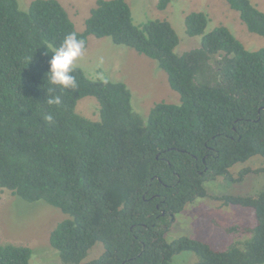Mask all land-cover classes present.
Listing matches in <instances>:
<instances>
[{
    "label": "trees",
    "instance_id": "obj_1",
    "mask_svg": "<svg viewBox=\"0 0 264 264\" xmlns=\"http://www.w3.org/2000/svg\"><path fill=\"white\" fill-rule=\"evenodd\" d=\"M254 34L264 37V12L251 0H226ZM170 0H160L166 10ZM206 13L185 18L187 34L201 46L183 55L167 20L134 23L126 0H97L79 32L58 0H0V190L34 203L45 201L67 215L50 236L63 264H173L192 252L194 264H264V192L257 197H211L210 181L241 183L254 157L264 158V48L252 52L225 26L211 31ZM75 33L110 38L158 62L180 104H156L147 122L132 105L124 82L92 80L75 68L76 87L47 80L52 50ZM59 97L61 103L48 104ZM94 97L100 120L77 113L80 100ZM51 115L52 121L45 119ZM254 211L253 234L243 248L227 250L167 233L176 217L198 200ZM101 243L103 254L84 262ZM32 250L0 243V264H30Z\"/></svg>",
    "mask_w": 264,
    "mask_h": 264
},
{
    "label": "rangeland",
    "instance_id": "obj_2",
    "mask_svg": "<svg viewBox=\"0 0 264 264\" xmlns=\"http://www.w3.org/2000/svg\"><path fill=\"white\" fill-rule=\"evenodd\" d=\"M33 0H18L22 11H28ZM66 8L79 32L84 31L85 21L97 0H58ZM131 7L134 23L142 25L151 20L169 21L180 38L176 49L183 55L201 46V37H190L186 31L185 18L192 12L206 13L211 22L207 31L227 27L252 52L264 48V37L251 33L241 21L240 14L231 9L226 0H170L166 10H159L160 0H126ZM264 12V0H251ZM75 68L82 69L92 80L124 82L132 92L135 112L146 123L151 109L158 103L180 104L181 95L169 84L167 73L157 61L141 55L133 49L118 46L110 38L89 37L88 47L76 61ZM77 113L92 121L100 120V105L96 98L85 97L79 101ZM251 173L241 183L219 178L207 183L211 197L225 195L257 197L264 192V158L254 157L232 168L234 178L244 168ZM67 215L45 201L27 202L9 191L0 193V243L25 246L32 250L30 264H63L58 251L50 243V236ZM255 213L250 208L224 206L220 201L205 199L188 205L176 217L175 224L167 233L169 242L182 236L210 244L214 249L227 250L232 245L241 248L253 234L228 233L230 227L254 228ZM104 246L97 243L84 261L99 258ZM198 258L192 252L177 255L173 264H194Z\"/></svg>",
    "mask_w": 264,
    "mask_h": 264
},
{
    "label": "clouds",
    "instance_id": "obj_3",
    "mask_svg": "<svg viewBox=\"0 0 264 264\" xmlns=\"http://www.w3.org/2000/svg\"><path fill=\"white\" fill-rule=\"evenodd\" d=\"M84 48V41L77 39L75 33H70L65 36L59 47L52 50L46 73L50 85L63 89L76 87V77L73 72L76 61L83 55ZM47 103L59 105L61 101L59 97H53L48 98ZM45 119L51 122L53 118L48 115Z\"/></svg>",
    "mask_w": 264,
    "mask_h": 264
},
{
    "label": "crops",
    "instance_id": "obj_4",
    "mask_svg": "<svg viewBox=\"0 0 264 264\" xmlns=\"http://www.w3.org/2000/svg\"><path fill=\"white\" fill-rule=\"evenodd\" d=\"M88 18H89V17H88ZM88 18H87V19H88ZM87 19H86V20H87ZM85 22H86V21H85ZM0 193H1V190H0Z\"/></svg>",
    "mask_w": 264,
    "mask_h": 264
}]
</instances>
